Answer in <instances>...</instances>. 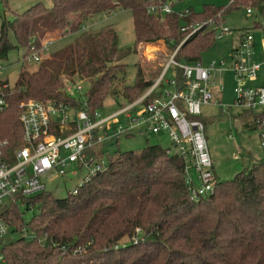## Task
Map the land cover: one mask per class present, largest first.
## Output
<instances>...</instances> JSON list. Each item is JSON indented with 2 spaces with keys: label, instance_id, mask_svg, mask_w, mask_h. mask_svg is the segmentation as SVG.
Instances as JSON below:
<instances>
[{
  "label": "trees",
  "instance_id": "trees-1",
  "mask_svg": "<svg viewBox=\"0 0 264 264\" xmlns=\"http://www.w3.org/2000/svg\"><path fill=\"white\" fill-rule=\"evenodd\" d=\"M164 1L174 6L181 0H52L49 9L38 2L12 21L3 20L0 60L12 48L26 49L43 27L51 26L62 36L76 34L34 70L21 66L12 89L7 83V105L0 112L4 149L12 155L21 146L18 115L23 100L74 104L64 79L70 85L74 77L86 80L88 111L102 108L109 95L133 101L152 85L154 79L141 81L137 68L133 84L116 87L114 79L124 74L125 66L119 61L129 52L118 48V35L111 26L82 30L95 14L129 10L135 47L163 39L167 45L173 43L174 50L179 45L175 60L188 62L199 60L200 53L215 43V24L234 10L253 8L261 18L254 27H264V0H228L225 7L204 4L198 12L186 8V13L174 11L163 17L147 12L151 2ZM2 2L7 6V0ZM10 31L15 43L8 38ZM241 115L249 118L251 128V113ZM201 120L206 129L205 118ZM167 149L157 144L138 151L118 147L106 154L105 169L76 193L56 198L44 191L21 198L22 206L34 213L26 226L19 205L1 204L0 218L10 230L21 233L0 250L4 264H264V155L231 180L215 178L211 194L194 198L183 160ZM24 230L33 236H24Z\"/></svg>",
  "mask_w": 264,
  "mask_h": 264
},
{
  "label": "built area",
  "instance_id": "built-area-1",
  "mask_svg": "<svg viewBox=\"0 0 264 264\" xmlns=\"http://www.w3.org/2000/svg\"><path fill=\"white\" fill-rule=\"evenodd\" d=\"M174 11L169 1L151 2L147 7V12L160 17ZM245 12L254 14L251 7H246ZM178 14L182 16L183 12ZM215 27L216 39L232 33L222 22ZM197 28L196 25L193 31ZM257 28L262 31L259 44L251 31L240 33L227 71L235 82L233 106L241 113H251V128L257 129L264 151V27ZM49 42L39 43L36 38H31L21 61L39 64L47 55ZM178 47L162 64L152 85L111 114L101 116L99 110H87L86 89L81 81L66 88V94L74 104L38 99L21 102L18 115L22 126L21 146L10 155L4 149L7 142H0V205L7 201L22 206L21 198L45 191L43 177L49 174L63 176L72 163H77L78 170L84 171L81 182L70 190L76 193L82 184L105 169L102 151L106 143H117L119 136L137 133L167 136V152L176 153L183 160L185 179L193 197L211 194L216 177L200 107L202 104L221 105L214 94L221 93L223 85L215 83L214 78L224 60H211L208 64L202 63L201 59L177 61L174 55ZM2 71L0 64V74ZM168 72L170 76H167ZM0 82L1 112L7 105L8 84L4 79ZM8 232L9 225L0 218V239ZM23 235L31 237L32 234L24 230ZM0 261L4 263L1 253Z\"/></svg>",
  "mask_w": 264,
  "mask_h": 264
},
{
  "label": "rangeland",
  "instance_id": "rangeland-1",
  "mask_svg": "<svg viewBox=\"0 0 264 264\" xmlns=\"http://www.w3.org/2000/svg\"><path fill=\"white\" fill-rule=\"evenodd\" d=\"M38 2H41L46 9H49L52 4V0H7V6H5L0 0V26L3 20L12 21L15 14L22 13ZM228 3V0H181L175 3L173 10L182 11L191 8L194 12H198L204 4L225 7ZM256 20L261 21V18L254 14L248 15L243 8L226 14L223 17L222 24L231 29L232 33L217 37L211 47L200 53V59L204 64H208L211 60H224V64L218 69L214 78L215 83L223 85L222 92L218 95L217 93L214 94L218 96L221 105L202 104L200 107L201 116L207 122L205 135L212 160V171L219 180L233 179L238 172L249 167L254 161L260 160L264 155V151L259 144L257 129L248 127L249 118L243 117L241 110L233 106L235 82L232 74L227 71L231 63L232 49L238 45V37L242 31H251L257 44H259L262 31L260 28L254 27ZM106 26H111L116 31L118 48L124 53L129 52L119 61L125 66L124 74L118 73L117 78L114 79V84L117 85L118 89H121L124 85H131L136 81L137 68L141 71V81L153 80L159 73L162 64L174 51L173 43L167 45L163 39L151 43H142L135 47L132 16L130 11L126 9L119 8L110 13L95 14L84 23L82 30L93 32ZM194 27L192 26V30L187 35L192 33ZM50 36L52 39H46V42L50 41L47 45V58L71 43L76 34L62 36L60 33L55 34L53 32L50 33ZM8 38L12 43H15L11 31L8 32ZM151 46H153L152 49ZM24 52L25 49L22 47H15L8 51L5 59L0 60V64L3 65L0 79L7 81L10 89H12L17 79L21 66H27L26 69L29 71L39 66V64L29 62L23 63L21 57ZM180 61L188 62L184 58H181ZM167 76H170V72ZM77 81H81L82 86L86 89L88 83L85 79L74 77L72 84ZM65 82H67L66 79L63 80V83L70 86V83ZM113 96L109 95L104 99L102 108L98 109L101 116L111 114L128 103L127 100L121 97V94L115 95L117 97ZM147 144H157L164 148L168 146V139L162 133L157 135L152 133H137L132 136L121 135L118 137L117 143L105 144L103 156L113 154L118 147L120 150L138 151ZM65 173L63 176L49 174L43 177L45 191L56 198H63L68 191L81 182L84 171L78 170L77 163H72L71 166L66 168ZM191 174L193 175V173ZM19 211L22 216V223L26 226L34 214L33 210L25 209L24 206L19 205ZM34 212H37V210L34 209ZM20 236L19 231H12L9 228V232L0 239V250L5 244L16 240ZM0 264L4 263L0 261Z\"/></svg>",
  "mask_w": 264,
  "mask_h": 264
},
{
  "label": "crops",
  "instance_id": "crops-1",
  "mask_svg": "<svg viewBox=\"0 0 264 264\" xmlns=\"http://www.w3.org/2000/svg\"><path fill=\"white\" fill-rule=\"evenodd\" d=\"M59 33L57 30H55V28H53V27H51V26H49V27H43V28H41V29H39L38 31H37V33H38V35L39 36H37V40H38V42L39 43H43V42H46V39H52V37L50 36V33ZM152 47L153 46H151L150 48L152 49Z\"/></svg>",
  "mask_w": 264,
  "mask_h": 264
}]
</instances>
